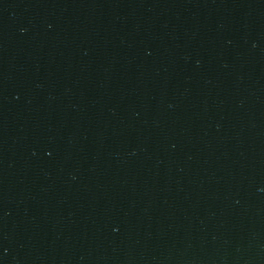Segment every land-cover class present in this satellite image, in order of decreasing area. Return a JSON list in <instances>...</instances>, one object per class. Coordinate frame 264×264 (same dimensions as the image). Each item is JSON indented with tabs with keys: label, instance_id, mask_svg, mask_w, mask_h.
I'll use <instances>...</instances> for the list:
<instances>
[{
	"label": "water",
	"instance_id": "1",
	"mask_svg": "<svg viewBox=\"0 0 264 264\" xmlns=\"http://www.w3.org/2000/svg\"><path fill=\"white\" fill-rule=\"evenodd\" d=\"M0 264H264V0H0Z\"/></svg>",
	"mask_w": 264,
	"mask_h": 264
}]
</instances>
